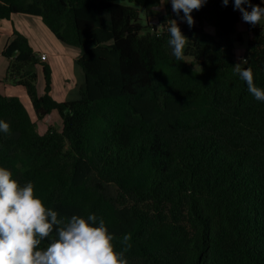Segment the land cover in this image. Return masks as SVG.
Wrapping results in <instances>:
<instances>
[{
	"label": "trees",
	"instance_id": "trees-1",
	"mask_svg": "<svg viewBox=\"0 0 264 264\" xmlns=\"http://www.w3.org/2000/svg\"><path fill=\"white\" fill-rule=\"evenodd\" d=\"M18 13L81 49L84 80L78 98L57 100L51 65L14 27L4 79L36 119L0 91V167L62 217L103 218L117 251L130 235L128 264H264V102L234 74V0H207L192 27L171 0H0V19ZM169 17L188 38L183 61L158 30ZM246 25L242 67L264 89V24Z\"/></svg>",
	"mask_w": 264,
	"mask_h": 264
},
{
	"label": "clouds",
	"instance_id": "clouds-1",
	"mask_svg": "<svg viewBox=\"0 0 264 264\" xmlns=\"http://www.w3.org/2000/svg\"><path fill=\"white\" fill-rule=\"evenodd\" d=\"M206 2L171 0V6L176 16L192 27L195 23L192 12L201 9ZM222 2L227 6L229 0ZM234 10L252 26L260 25L264 19V8L252 4L251 0H234ZM166 24L172 54L183 61L188 38L176 19L167 20ZM246 64L247 59L241 58L233 66L234 74L246 83L248 92L256 100L264 102V89L254 83L252 68L242 67ZM0 131L8 133L9 124L0 120ZM114 239L103 218L95 214L86 218L62 217L36 196L31 182L22 186L10 170L0 167V264H128L125 253L131 247L130 235L122 238L123 251L115 249ZM43 241H47V245L42 248Z\"/></svg>",
	"mask_w": 264,
	"mask_h": 264
},
{
	"label": "crops",
	"instance_id": "crops-1",
	"mask_svg": "<svg viewBox=\"0 0 264 264\" xmlns=\"http://www.w3.org/2000/svg\"><path fill=\"white\" fill-rule=\"evenodd\" d=\"M30 15H25V14H12L11 17L9 19L3 18L0 19V31H2L1 29H4V31H8V35L7 36V40L4 42V45L12 39L13 37V31H14V27L16 29H18L19 31L23 32L24 34H26L34 48L35 51H37L38 53L41 52H46L47 54L49 53L48 48H45L46 44H48L50 46V43H45V40H47V38H49V35L52 36L53 38H55L57 40V38L48 30L46 29V27L42 24V22L38 19L35 18L33 16ZM16 20V22H15ZM25 22L27 23V25L25 24ZM47 35L44 36L42 31ZM3 34L0 32V37ZM4 45L1 48V53L2 50L4 48ZM45 45V46H44ZM55 45V44H54ZM59 47L61 48V52L63 54H65L66 57V61L70 66H73V68H75L77 75L74 76L75 78L77 77V83H81L84 80V76H83V72L81 71V68L76 64V59L79 57V55L81 54V49L80 48H73V47H67L64 45H59ZM53 53L55 54V52L53 51ZM50 54V53H49ZM49 54L47 57V61L48 63L51 65L52 61L49 62ZM5 65H6V69H7V65H8V59H5ZM3 61H0V64L3 65L4 64ZM73 62V64H72ZM52 67V65H51ZM5 69V72H6ZM53 69V67H52ZM63 70H65V66H63L61 64V74L59 72V76H58V80L56 78V76L54 75V69H53V80H54V97L59 100V101H63L66 99H75L79 97V92H77V88H70V86L72 85V81L70 80L69 76L66 73H63ZM41 72V68L40 66L37 68V73H38V80H39V72ZM4 73V67L2 72H0V75L2 76ZM63 75V76H62ZM64 76H67V79L65 81ZM43 77V74H42ZM2 78V79H1ZM79 78H81L79 80ZM4 77H0V91L5 93V94H12V95H18L20 96V98L22 99V101L27 105L30 106L31 108V101L28 97V95L25 92V89L20 86V85H16V84H10V83H5L3 82ZM57 81L60 82V85L56 84ZM80 84V85H81ZM44 87V84H43ZM43 87L42 90H40L39 88V92L42 93L43 92ZM24 96V98L21 97V95ZM31 110V109H30Z\"/></svg>",
	"mask_w": 264,
	"mask_h": 264
},
{
	"label": "rangeland",
	"instance_id": "rangeland-1",
	"mask_svg": "<svg viewBox=\"0 0 264 264\" xmlns=\"http://www.w3.org/2000/svg\"><path fill=\"white\" fill-rule=\"evenodd\" d=\"M249 11H251V9H249ZM140 13L142 15V17L145 19L146 15H145V12L143 10V8H140ZM165 13V8L164 6H160V7H157L155 8L154 10L150 11V22H156L158 21V19L161 17V15H163ZM240 20L238 21L237 25H236V32L232 34V37L233 39H235V37L239 34L242 35L243 37V40L241 42H238L235 40V51H236V54H237V63L240 62V59L244 56V52H245V48H246V45H247V41H248V38L250 36V32L249 30L247 29V23H245L243 20H242V15L240 13ZM30 17V16H28ZM170 19H173L172 17H169L168 20ZM177 22H180V20L176 19ZM210 20L211 18L208 16L207 17V22L208 24L206 25V30L213 33L214 32V28L213 26L210 24ZM16 22V20H15ZM158 23H161V22H158ZM25 24L27 25V23L25 22ZM264 24V19H262L261 21V24L262 25ZM44 25V24H43ZM259 25V24H257ZM46 27V26H45ZM48 29V28H46ZM2 31H0L3 35L0 37V61H5V59L7 60V58L1 53V48L2 46L4 45V42L7 40V36L6 34L8 35V31H4V29H1ZM42 31V29H41ZM43 35L44 36H47L43 31H42ZM45 43H50V46L48 44H46L45 48H48V51H49V62L52 61V67L54 69V75L56 76L57 80H58V76H59V72L61 74V64L63 66H65V70L62 69L63 73H66L70 80L72 81V85L70 86V88L74 89V88H77V92H79V86L81 83H77V77L75 78L74 76V73L75 75H77L76 73V70L75 68H73V66H70L67 61H66V57H65V54H63L61 52V48L59 47V45H64V46H67V47H73V48H79L77 46H73V45H68V44H65L63 42H61L60 40H56L55 38H53L52 36L49 35V38H47V40H45ZM55 44V45H54ZM53 51L55 52V54L53 53ZM47 60V59H46ZM73 64V62H72ZM76 64L79 66L78 62H77V59H76ZM3 67H4V73L3 75L0 77H5L6 75V72H5V69H6V65H5V62L3 65L0 64V72H2L3 70ZM80 67V66H79ZM81 68V67H80ZM53 69H52V72H53ZM82 71V69H81ZM39 72V80L37 81V84H38V87L40 88V90H42V87H43V84H44V79L42 77V74L40 71ZM63 76V75H62ZM67 76H64V79L65 81L67 79ZM2 79V78H1ZM81 78H79L80 80ZM3 82L5 83H10L12 84L10 81H8V79H3ZM58 85H60V82L57 81ZM21 95V94H20ZM22 98H24L23 95H21ZM30 107V106H29ZM31 112H32V115H33V118L36 119V115L34 114V111L33 109L31 108ZM58 119L56 120L55 118V122H57ZM57 125H59V123H57ZM40 130H43L45 128V125L40 123V126H39Z\"/></svg>",
	"mask_w": 264,
	"mask_h": 264
},
{
	"label": "built area",
	"instance_id": "built-area-1",
	"mask_svg": "<svg viewBox=\"0 0 264 264\" xmlns=\"http://www.w3.org/2000/svg\"><path fill=\"white\" fill-rule=\"evenodd\" d=\"M158 26H160V27H158V30H159L160 32H162L164 29H167V27H168L167 24H163L162 22H161V23H158ZM39 57H40L41 59H47L48 54H47L46 52L43 51V52L39 53Z\"/></svg>",
	"mask_w": 264,
	"mask_h": 264
}]
</instances>
